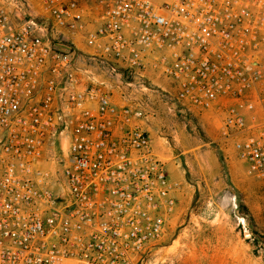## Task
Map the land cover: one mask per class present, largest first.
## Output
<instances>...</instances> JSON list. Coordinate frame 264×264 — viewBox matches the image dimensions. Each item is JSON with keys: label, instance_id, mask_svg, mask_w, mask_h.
I'll return each instance as SVG.
<instances>
[{"label": "built area", "instance_id": "built-area-1", "mask_svg": "<svg viewBox=\"0 0 264 264\" xmlns=\"http://www.w3.org/2000/svg\"><path fill=\"white\" fill-rule=\"evenodd\" d=\"M263 34L264 0H0V264L144 263L180 190L159 79L264 178Z\"/></svg>", "mask_w": 264, "mask_h": 264}, {"label": "rangeland", "instance_id": "rangeland-1", "mask_svg": "<svg viewBox=\"0 0 264 264\" xmlns=\"http://www.w3.org/2000/svg\"><path fill=\"white\" fill-rule=\"evenodd\" d=\"M261 40L264 54V34ZM159 80L138 92L154 108L141 124L180 190L166 233L143 264H264V178L236 156L217 114L186 111Z\"/></svg>", "mask_w": 264, "mask_h": 264}]
</instances>
